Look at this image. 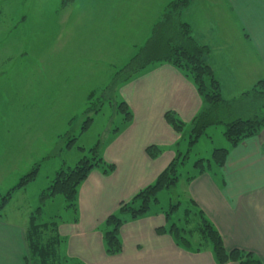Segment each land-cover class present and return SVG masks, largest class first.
Here are the masks:
<instances>
[{"label":"crops","instance_id":"0c3cea01","mask_svg":"<svg viewBox=\"0 0 264 264\" xmlns=\"http://www.w3.org/2000/svg\"><path fill=\"white\" fill-rule=\"evenodd\" d=\"M31 1L0 0V100L10 87L18 96L30 94L28 85L22 83L26 88H21V81L27 78L25 68L19 70L25 65L22 56L34 46L31 44L35 37L33 25L41 24V15H55V10L53 15L31 5ZM77 1L71 0L63 6V0H58L57 6L65 12L83 5ZM130 1L137 7L138 2L146 0ZM162 1L160 7L158 0H152L156 3L155 10L159 8L163 16L172 1L166 3L165 8V0ZM90 2L86 1L85 5ZM211 10L219 24H211L208 18ZM202 13L205 19L200 20ZM37 16L29 28V19ZM181 19L191 27L192 37L209 48L206 61L220 82L226 100L239 97L264 79V0H192L182 11ZM110 21L104 20L101 24ZM51 32L55 39V31ZM51 32H48L49 37ZM103 34L106 41L94 44L92 49H103L106 55L95 53L92 56L99 77L108 76L107 79L113 81L115 74L143 47L123 65L125 59L120 62L119 43L112 36L105 37L104 31ZM134 46L131 44L129 48ZM38 63L41 68L45 62ZM33 89L40 90L39 87ZM102 89L97 87L88 93V103ZM119 96L133 113V120L105 133L108 140L101 145L100 155L106 164L115 165V170L106 174L99 168L94 169L79 189L76 210H70L74 217L59 224L58 233L65 240L62 254L67 259L65 262L217 264L209 245L201 251L188 250L177 245L171 235L157 232V228L167 226L163 208L125 222L120 229L122 251L113 256L106 252L104 228L107 218L117 213L121 203L131 201L141 190L155 183L175 158L176 144L182 142L181 135L166 122L165 114L173 111L189 125L204 108L193 82L169 63L146 68L122 85ZM2 107L0 105V111ZM150 146L161 148L162 154L157 158L150 157L147 153ZM221 147L228 150L224 167L213 166L200 175H195L194 171L187 174L184 194L220 232L228 251H250L264 263V128L237 146L224 142ZM194 175V179L187 180ZM8 205L0 210V264H33L28 259V227L21 219L12 221L4 215Z\"/></svg>","mask_w":264,"mask_h":264},{"label":"rangeland","instance_id":"374dc122","mask_svg":"<svg viewBox=\"0 0 264 264\" xmlns=\"http://www.w3.org/2000/svg\"><path fill=\"white\" fill-rule=\"evenodd\" d=\"M86 1L91 2L85 5ZM170 1L174 0H165L164 8ZM78 2L84 6L69 9L65 13L64 8L57 6L58 0L31 1V5L51 14L55 10V15H41L40 25L33 23L39 16L30 18L27 24L29 28L34 24L35 37L31 43L34 46L22 56L25 65H21L19 70L25 68L27 78L21 81V88H26L22 83L28 85L30 94L18 96L17 91L10 87L0 100V105H3L0 111V200L18 185L21 178L39 165L35 181L15 191L4 212L12 221L21 219L26 227L29 226L31 214H36L38 208H41V215L37 223L60 224L74 217V213L66 208L61 195L42 202L41 194L51 185L59 169L73 168L83 157H89L88 150L98 141L100 148L107 143L105 133L120 128L123 124L124 116L119 112L118 106L122 102L119 92L125 82L116 84L109 92L103 91L112 80H108V76L99 77V69L92 54L106 53L103 49H92L93 45L106 41L103 31L107 33L105 37L112 36L119 43L120 62L125 59L124 65L137 50L144 47L153 27L163 19L161 10H155L156 3L153 4L152 0L138 4L136 1L137 7L132 6L133 1L130 0H78L77 4ZM162 2L158 0L160 7ZM213 11H209L208 18L212 25L219 24ZM199 17L200 20L205 19L204 13ZM104 20L111 21L101 24ZM49 31H55V39L52 38V32L49 37ZM174 40L172 43H177L178 38ZM131 44L135 45L134 48H129ZM38 62L45 63L40 68ZM11 67L9 65L10 69ZM33 87H39L40 90H34ZM97 87L103 89L88 103V93ZM243 96L244 93L231 99H239L238 116L250 118L264 114V98L258 97L257 110L249 112V106L255 98ZM90 108L93 109L92 112L88 111ZM96 109H99L98 113ZM89 118H92L91 124L84 130ZM186 130V137L179 149L182 154L189 152V160L179 169L180 181L177 186L160 192L159 204L153 207V211L161 208L169 210L171 204L181 202L182 208L173 215L176 221L183 218L189 203L184 194L186 175L194 171L193 165L198 159L211 158L215 149H224L221 147L222 143L228 142L224 135L225 124L209 127L192 148L189 147L188 140L189 125ZM79 147L85 150L81 151ZM64 247L62 244L59 249L61 258Z\"/></svg>","mask_w":264,"mask_h":264},{"label":"trees","instance_id":"16d2710c","mask_svg":"<svg viewBox=\"0 0 264 264\" xmlns=\"http://www.w3.org/2000/svg\"><path fill=\"white\" fill-rule=\"evenodd\" d=\"M192 0H174L166 8L162 22H159L152 33V37L146 46L119 70L105 92H109L116 84L127 82L140 72L154 64L169 63L190 79L203 101L204 108L189 124V147L192 148L202 138L209 127L226 125L225 137L232 146H237L244 140L258 135L264 128V114L262 116L245 118L238 116V100H226L222 96L220 82L216 79L213 69L208 65L206 57L210 53L207 46L200 45L192 37L191 27L182 21V11L188 7ZM71 3V0H63V6ZM178 38L177 43H172ZM259 98H264V79L258 81L243 98H255L249 106V112L256 109ZM238 103V104H237ZM118 110L123 114V124L127 125L133 120V113L125 102H121ZM92 112L93 109H89ZM95 111V110H94ZM97 113L99 109H96ZM238 116V117H236ZM165 120L172 129L181 135L182 140L186 137L187 124L184 123L175 112L168 111ZM89 118L83 127L86 130L91 124ZM76 139H73L75 141ZM72 142V141H71ZM177 153L168 167L158 176L155 183L141 190L131 201L121 203L116 214L110 215L104 228V242L106 252L113 256L122 251L120 229L128 220H136L154 213L153 207L159 204L158 195L164 190H171L180 181L179 169L189 160V152L182 154L179 149L180 143L176 144ZM72 147V144L69 145ZM82 151L85 148L79 147ZM191 150V149H189ZM162 149L157 146L147 148V153L152 158L162 154ZM89 157H83L73 168H62L51 181V185L41 194V201L46 202L61 195L66 208L76 210L79 189L96 168L109 174L115 170V165L106 164L100 155V141L88 150ZM228 157L227 149H215L210 160L198 159L193 170L195 175H200L213 166L224 167ZM39 165L23 178L18 185L1 197L0 210L4 209L12 200L15 191L23 189L35 181L39 173ZM188 177V181L195 178ZM182 208V203L170 205L169 210H164L167 226L157 228L159 234L171 235L177 245L194 251H201L210 246L217 264H264L253 252L225 248L224 240L216 227L207 219L204 212L193 200H189L184 210L183 218L176 221L173 215ZM30 216L27 229V243L29 249L28 259L33 264H63L67 261L60 257L59 249L64 243V238L58 233L57 223H37L41 215L38 208ZM175 221V222H174ZM179 222V223H178ZM62 261V263H61Z\"/></svg>","mask_w":264,"mask_h":264}]
</instances>
